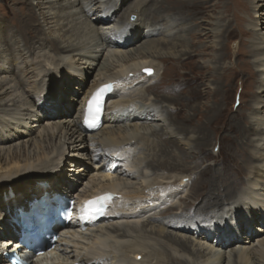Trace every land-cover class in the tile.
I'll list each match as a JSON object with an SVG mask.
<instances>
[{
	"label": "bare ground",
	"instance_id": "bare-ground-1",
	"mask_svg": "<svg viewBox=\"0 0 264 264\" xmlns=\"http://www.w3.org/2000/svg\"><path fill=\"white\" fill-rule=\"evenodd\" d=\"M35 1H37V3H34ZM130 1L131 0H11L13 4L21 3L25 6L27 5L28 9L25 10L22 7V9L15 11L12 15L11 13L8 14L10 15L9 17H12V24L17 29L13 35H7L6 26L0 23V62L5 64L13 53H18L20 59L25 57L24 60L27 66L23 72L26 76L23 74V77L25 76L26 81L32 77H29L31 73L33 75L34 73L36 74V71L38 72V67L36 65L28 63L31 57L30 55H34L36 50H51L59 59V62L63 64L65 62L69 63V61L77 60V62L82 63L85 68H83V70L76 69V66H74L76 68H71L81 75L85 74L90 76V74L96 73L94 76L95 79L90 87H88L84 93L82 92L83 97L81 96L82 98L79 97L75 100L77 103L76 113H72L70 110L66 109L64 97H59V103L65 109L59 112L61 121L58 119L60 121V132H65V136L62 137L63 139L59 140V151H62L67 143H70V146L68 145L69 150L77 149V152L80 154L89 156L90 158L97 157V159H99L98 165L96 166L97 168L95 167V172L98 169L103 171L104 165L108 171L106 174H101L99 172L100 175H96L94 172L90 180H92V183L97 181V186L95 192L89 194H104L103 196L105 197L108 195H116L118 196V201L120 196L117 195V193H120L124 182L122 184V179L112 177L111 174L113 169H116L121 176L129 177L130 179L133 177L138 179L140 175L138 176L137 172H127L121 169L117 170L115 166L117 162H121V159H125V162L130 161V169L137 170L138 164L134 163L133 160L136 159L137 154L142 152H152L156 153V157L157 155L159 156L157 161H140V166H143L146 170L150 169L154 174L160 171L167 173L180 172L183 174L182 178L187 177L184 175L191 172L194 168L197 169V161L201 160L200 156L203 154L201 151L202 148L210 146L211 144L213 146L215 134L224 130L233 131L235 137L240 140L237 149L235 148L234 151L237 152V154L241 151L246 153L244 158L237 155L239 159L235 166H237L239 162L244 164H242L240 169H244L245 172L248 173L247 176H250L251 180L249 179L248 184L251 186V190L253 187L263 185L264 170L260 167L264 166V120L259 123L257 122L259 116H261L258 107L262 104L256 101L254 105L252 104L253 106L249 107V114L246 116L244 114H238V117H241L239 121L236 117H234V119H226L228 107H222L221 104L222 100L223 102L225 100V98L223 99L221 97L230 90L229 87L234 85L235 79L240 75L235 66L226 68L222 70V72L217 69V71L215 70L212 74V78L221 83V86H219L220 88L209 93L210 96L214 98L212 99L214 101L213 106L205 108L200 106L199 103L204 99L205 95L201 94L198 89L186 96L190 100H196L197 104H184L185 108L187 107L190 111L188 110L189 114L184 116L183 122L181 119V123L176 121L178 115L174 116L170 111L174 109H171V107L174 106L176 102L180 101L179 98L154 94L153 82L145 88V91H142L147 83L158 79L160 66H162V70H164V67L169 65V68H166H168L173 75H176L177 69L181 68L184 70V68H186L187 74L182 77L180 76L179 79H188L186 77V75H188L195 78L198 84L205 82V74L207 71L204 70L203 66H199L196 61L197 57L202 55L203 51L197 48L202 34L197 30L199 28V19H196V17L201 14L203 7H205L203 0H134L133 3L131 2V4H129ZM150 8H152L151 11H149ZM122 11H124V13L120 15ZM133 18H136L135 21H133ZM190 19L192 21L189 24L184 23V21L189 22L188 20ZM97 23L101 25L98 26ZM214 31H217V33H215L221 46L222 41H228L236 34L234 28L220 21L214 25L212 32ZM127 36L129 39L123 41L122 39H127ZM16 39H19V42L15 45ZM259 45L264 46V42H260L256 39L254 45H252V49L249 51V55L252 58L257 56L255 59L257 68L261 67L258 57L264 58V48L261 50L263 53L258 56ZM225 48L221 47L220 53L217 55V64L225 62L230 58L228 52H225ZM104 49L117 50L114 51L117 54L115 55V59L121 63V70L117 71L115 74L111 73L114 70L111 69V63L108 58L100 62ZM28 55L29 57H27ZM156 61H159L158 65ZM170 66H172V69H170ZM150 68L157 70L154 76H152L154 71L152 74L145 72V70ZM64 69L66 70L69 68L63 67V70ZM3 70L6 71L5 69ZM41 73H43V70L40 71L39 69L37 75L40 76ZM130 73H135L136 76L135 78L133 76L134 79L129 77ZM261 74L262 71H259L257 77ZM14 78L18 88H22L26 84L20 76ZM64 78L67 79L63 85H69L68 82L70 83L72 78L69 77V79L68 76ZM172 78L175 80V76H172ZM6 81L5 79V82ZM5 82L3 83L0 81V120H6V122H3L7 124L6 129L8 128L9 134L14 130L16 132L19 131L17 139H22L24 138V134L30 135V133L25 131L24 127L33 119V121H35L37 118H43V115H35L31 110L24 109L19 103L12 102V105H9L11 101L6 103V100L8 98L10 99L13 95L9 94L11 90V88H9L10 83L8 82L5 84ZM108 82H114L116 84V93H114L111 98L115 96L117 99L109 102L111 106L108 107L106 113L107 122L104 128L95 134L88 136L83 135L80 117L84 111L86 98L92 90ZM76 83V80L73 81L72 86H76ZM165 84L166 90H171V93L174 92L172 86L168 83ZM186 84L188 85L187 82ZM40 86H42V82H37L34 86L35 91ZM180 86L182 85L180 84ZM126 87L132 89L133 92L131 94H125ZM158 87H160V85ZM263 87L264 86H262L261 90ZM76 88L77 87H75V89ZM71 90L72 87L69 91L71 92ZM183 92L185 93V91ZM135 93L140 95V99H142L144 103L138 102L132 97V94ZM153 95L154 99H152ZM30 100L32 99H29V104L31 103ZM123 105H129L130 107L125 108ZM203 119L206 120L204 124L195 125L196 120L203 121ZM39 120L40 119H38V121ZM249 120H253L258 124L250 126ZM162 122H164L163 125H160ZM141 130H143V132H141ZM165 136H169V140H165L167 142L163 139ZM174 137L177 140L175 139L173 141L172 139H174ZM53 140L54 136L49 135L43 137L40 135L38 138L22 143L20 149L16 147L12 151L10 148L5 153L0 149V182L5 179L18 181L24 177L22 175L23 173L27 176L33 174V171L37 170L35 165L36 162L38 165H45L44 169L54 167L55 165H52L55 163L54 160H48L49 162H46L42 156H37L36 162L32 159V153L37 154L35 151L43 150L44 144L51 145ZM155 140L159 141L156 142ZM7 142H9V140H7ZM45 149L42 151V154L45 158L49 159L48 156L46 157ZM60 154V156H62V153ZM115 155H117V157ZM125 155L128 156V158H125ZM183 157L185 160H183ZM118 158L119 160H117ZM189 161L196 162L194 168L187 165ZM260 162H263L262 165H258ZM74 164L75 167L78 165L84 166V164L76 161L73 162V165ZM208 170L209 169H207L206 172L202 171L200 174L202 176L206 175ZM224 170L228 175L232 174V176L239 172V169L235 172H230V169L228 171H226V169ZM60 173V171L58 174L56 173V178L49 184L44 181L45 179L41 181L38 180L37 183L29 188V192L28 190L27 192L17 191L10 196L4 195L0 197V212H5L10 215V219L9 216H7L8 218L6 217L10 221V224L6 222L0 225V259L4 258L2 253L8 250L10 243L15 239V235H13L14 226L12 225L20 222L23 217L20 218L21 215L18 209L24 212H30L31 207H23L25 200L30 201L37 194H40L44 196L47 204H52L54 202L53 195L58 193L60 187L67 192L70 191L71 188H74V186L70 184L71 180L65 182L61 180L62 174ZM201 175L200 180L195 183V192L194 194L192 193L193 200L196 203L200 201L195 207V210L189 209L193 206H188L180 214L172 211L164 214L161 219L151 217L149 222H159L162 228L179 232V234H190L191 232H193V234L196 232L202 233V235L197 236L199 238L203 237L207 242L211 240L210 243L214 244L217 237L222 235V232L227 234L228 229H213L216 228L215 223H211L208 220L215 219L217 213L221 210L224 212L228 211L229 206L232 208L235 205L234 209L237 212L236 208L240 204L238 201L243 198L245 188H243L242 178L239 180L241 182L236 184L235 180H238V178L235 177L232 179L228 177L226 179L227 192L221 195L218 191H212L210 189L212 183H209L208 180L204 181ZM141 178L144 179V176L141 175ZM146 179L145 181H147ZM1 187L2 186H0V188ZM183 187H186V185ZM205 187L207 191L201 192L202 188ZM20 193L21 195L18 196ZM162 193L164 194L162 196L160 195L161 198L167 196L168 199H171L177 196V193L173 191L167 192L163 190ZM31 195L33 196L31 197ZM125 195L126 198H128L127 195L129 198H134V195H129L128 192L125 193ZM30 197L31 199H29ZM247 198L251 199L248 193ZM151 199L152 198H150V200ZM150 200H148V204H151L150 206L154 205V201ZM109 204H114V201ZM115 205L112 211L113 215L117 218H109L107 212L106 216L98 223L99 226L105 222L127 220L125 218L135 217V213L133 216L131 215L128 217L127 215L115 214L114 211L117 210L115 209ZM249 208L251 209V206H249ZM252 209V214L240 224V228L229 229L228 233H237L236 230L242 233V229L245 225L251 228L254 225V220H256L257 217H261L260 213L256 212L254 208ZM196 216H200V218ZM189 218L194 219L193 222L196 223L195 232L190 230L192 228L190 225L187 226L186 220ZM204 222L206 229L211 227L213 230L208 231V233L204 228L198 231L197 227H202ZM98 225H96V227H98ZM149 225L151 224L149 223ZM78 227L79 224L74 223L68 228L76 230ZM70 229L64 228L66 232L71 231ZM101 229H104V227H101ZM94 230L95 229L89 230L83 236V239H87L89 232H91V234H96L99 244L96 250L87 252L84 255L78 254L79 256H77L74 255L75 253L72 250H68V246L60 244L55 246L56 251L59 253L58 257L68 262L79 260L82 264H151L152 261L156 259H158L160 263L164 261L163 257L157 253H148L144 248V243H137L133 247H130V249H128L129 255H121L119 258L113 257L110 259L103 253V248L108 246L109 236L98 235L99 231ZM110 231L109 233L116 235L115 239L118 241L117 244L121 247L123 245L120 243H125L124 241L129 239V234L126 231H120L116 227H112ZM213 232L215 234L214 236L212 235ZM248 232L247 230V233ZM247 233L242 234V238H244V236H248L252 239L256 237L253 231H250V235H247ZM160 234L161 241L176 246L178 250L188 253L193 259L198 261L204 260L207 264H225L224 260H226V254L222 256L220 251L214 253L213 248L210 247L203 251L201 242L195 245V242L191 238L185 241L182 237L180 238L179 236L178 238V236L174 235L172 232H167V234L164 235V231H161ZM150 235H152V232ZM71 236L75 238L74 234H71ZM239 237L240 236L235 235L233 239L230 237L227 240H220L217 244L220 248L222 247V249L233 247L241 243V238ZM157 239L159 240V238ZM71 242H74V240H71ZM244 243L245 242H243V244ZM125 246L126 245H124V247ZM195 248H197V250H195ZM232 251L235 264H256L257 262L255 263L253 261V256L257 254L260 257L259 262H263L264 241L260 242V248L254 252L245 247L242 248V246L238 250L235 248ZM129 256L134 259L129 258ZM229 259H231V255L228 257V260ZM111 260H116V262H112ZM171 264H186V262L173 260Z\"/></svg>",
	"mask_w": 264,
	"mask_h": 264
},
{
	"label": "rangeland",
	"instance_id": "rangeland-1",
	"mask_svg": "<svg viewBox=\"0 0 264 264\" xmlns=\"http://www.w3.org/2000/svg\"><path fill=\"white\" fill-rule=\"evenodd\" d=\"M133 3L134 0H131L129 4ZM34 3H37L35 1ZM203 4L205 7H203L201 14L196 17V19H199L198 24V31L202 34L201 40H199L198 49L203 50L202 55H199L196 59L199 66H203L204 70L207 71L205 74V82L204 83H197V80L193 78L192 76L186 75L188 79H182L179 77L184 76L187 74L186 68L184 70L177 69L176 75L168 69L169 65L164 67V70H162V66H160V70L158 71L159 77L158 79H155L154 81H150L147 83L146 86L143 87L142 91H145V88L152 84L153 82V88H154V94H159L162 96H170L174 98H179L180 101L176 102L174 106L171 107L170 110L172 115H178L176 118V121L181 123V119L183 122L184 116L189 114V109L185 106V103H189L192 105L197 104L196 100L194 99H188L186 96H188L192 91H195L198 89L201 94H204V99L201 100L199 103L202 107H211L214 105V99L212 96H210V92L215 91V89L220 88L221 83L217 82L212 78V74L220 70L230 68V67H236L237 71L239 72V76L235 79L234 85H231L229 88L230 90L224 94L223 97L225 98L224 102L222 100V107H228V111L226 113V119L236 117V119L241 120V117H238V114H244L245 116L249 114V107L253 106L255 102L259 101L262 105L258 107L259 113L261 116L258 118V123L262 122L264 120V87L261 90L262 86H264V58L258 57V60L260 61L259 65L260 68H257L255 64V58H252L249 55V51L252 49V45H254V42L256 39H258L260 42H264V0H203ZM22 7L27 10L28 6L18 3L13 4L11 0H0V23L6 26L7 35H13L17 29L12 24V17H9V13H14L15 11H19L22 9ZM152 8L149 9L151 11ZM226 11V12H224ZM26 12V11H25ZM261 12V14H260ZM124 11L120 12V15H122ZM104 16V15H103ZM120 17V16H119ZM116 19V18H115ZM118 19V18H117ZM136 18H133V21H135ZM114 20V19H113ZM189 22H185V24H189L192 20H188ZM227 23L230 25L231 28H234L236 31V34L231 37L228 41L224 40L222 41V46L219 43V39L216 35L217 31L212 32L214 29V25L218 22ZM111 22V21H110ZM97 25H101L100 23H97ZM187 27V26H186ZM163 28V27H162ZM197 28V27H196ZM216 32V33H215ZM129 37L127 36V39H122L123 41H127ZM15 45L18 44L19 39H16ZM221 47H226L225 52L227 51L229 54V59H227L225 62H222L220 64H217V55H219ZM261 47V48H260ZM264 48L263 45L258 46V56L263 53L261 51ZM208 49V50H207ZM114 51L117 50H103L102 51V62L104 59L110 60L111 69L114 70L111 72L112 74L116 73L117 71L121 70V63L115 59V55H117ZM120 51V50H119ZM127 51V50H123ZM34 52V51H33ZM31 57L28 60V63H32L38 67V72L36 71V74L34 73L29 76L31 77L27 81L25 80L26 74H24V70L26 68L25 64V57L20 59V56L15 53L12 54L11 57H9L8 61L4 63L0 62V81L3 83L5 82V79L7 80L5 84L8 82L10 83L9 88L11 90L9 91L10 95H13L10 99L8 98L6 100V103L11 101L9 105H12L14 102L19 103L24 109H29L31 112L35 115L42 114L43 118H37L35 121L29 122V124L24 127L25 131L28 134H24L22 139H17L18 132L15 130L9 134L8 128L6 129L7 124L6 120H0V149L3 153L7 152L10 148L13 151L16 147L19 149L22 146V143L28 142L30 140H33L35 138H38L40 135L43 137L47 136H54L53 143L51 145L44 144L43 150L35 151L37 154L32 153L33 161L36 162L37 156H42V158L46 161H55L52 165H55L52 168L44 169L45 165H38L36 162V171H33V174H29L28 176L23 173L24 176L18 181H10L9 179H5L2 182H0V197L4 195H12L14 192L24 191L28 192L30 191L29 188L33 186L35 183H37L38 180L45 179L47 184L52 182L56 177V173L60 171L62 174L61 180L62 181H70V184L74 186V188H71L70 191H66L59 188L60 192H63L64 195L68 194L69 196L73 194L76 195H85L89 194L91 192H95L97 181H94L92 183V180L90 178L94 174L96 170L97 163L99 162V159L96 158H90L89 156L83 155L78 153L77 149H71L69 150V144L67 143L62 151H59V140L63 139L62 137L65 136V132H60L59 130V122L61 121V115L59 112L64 107L60 105L59 103V97L63 96L65 101L66 109L70 110L72 113H76L77 103L75 100H77L79 97H83V93L95 79V72L93 74L85 75V74H79V72L73 70V68L76 69H82L85 68L82 63H79L76 61H69V63H61L59 62V59L55 56V54L51 50H36L34 55H30ZM29 57V55L27 56ZM115 59V61H114ZM57 60V61H56ZM8 63V64H6ZM157 65L159 64V61H156ZM222 64V65H221ZM80 65V66H79ZM76 66V67H74ZM63 67H67L69 69H64ZM73 67V68H71ZM79 67V68H78ZM207 70H206V69ZM5 69L6 71H4ZM40 71L43 70V73L38 76L37 74ZM170 69H172V66H170ZM85 70V69H84ZM150 70L154 71V76L157 73V70L150 68ZM259 71H262V74L257 77V74ZM66 72V74H65ZM77 73V75H76ZM23 74L25 75L23 77ZM68 74V75H67ZM143 74V73H142ZM20 76L26 84L22 88H18L16 86V80L14 77ZM75 75V76H73ZM71 77L72 81L69 85H63L65 83V80L67 78L64 77ZM135 73H130L129 77L134 79ZM172 76H175V80H173ZM86 78V79H85ZM164 78V79H163ZM255 78V79H254ZM70 79V78H69ZM76 80V86H72L73 81ZM164 80V81H163ZM172 80V81H170ZM42 82V86H40L38 89H34V86L36 83ZM164 82V83H163ZM188 83V85L186 84ZM162 83V85H161ZM168 83L172 88L174 89V92L171 93V90H166V84ZM180 84L182 86H180ZM160 85V87H158ZM70 86V87H69ZM79 86V87H78ZM156 86V87H155ZM72 87L71 92L69 91ZM75 87H77L75 89ZM151 87V88H152ZM225 87V82H224ZM129 87L125 88V94H131L133 91L132 89H128ZM34 89V90H33ZM157 89V90H156ZM164 89V90H162ZM41 90V91H40ZM129 90V91H128ZM185 91V93L183 92ZM83 92V93H82ZM184 93V94H183ZM147 94V93H146ZM145 94V95H146ZM148 96V94H147ZM55 97V98H54ZM81 97V98H82ZM132 97L138 102H143L142 99H140V95L138 93L132 94ZM151 97V96H150ZM183 98V99H182ZM220 98V99H221ZM29 99L31 101V105L29 104ZM114 99H117L116 97ZM154 99V95L153 98ZM190 100V101H189ZM13 102V103H12ZM144 103V102H143ZM253 104V105H252ZM190 105V106H192ZM225 105V106H224ZM125 108H129V105H123ZM49 107V108H48ZM177 108V109H176ZM12 109V108H11ZM247 109V110H246ZM189 110V111H188ZM244 111V112H243ZM10 112V111H9ZM179 113V114H178ZM181 113V114H180ZM241 116V115H240ZM181 117V118H180ZM38 119H40L38 121ZM60 121H59V120ZM179 119V120H178ZM8 122V121H7ZM206 122L205 119L203 121L196 120L195 125H201ZM250 126L256 125L255 121H251ZM164 122L160 123V125H163ZM141 125V124H140ZM45 128V129H44ZM251 128V127H250ZM251 130V129H248ZM3 132V133H2ZM61 134H60V133ZM143 132V130H141ZM42 133V134H40ZM226 133V134H225ZM231 134V135H230ZM11 135V136H10ZM83 135L88 136V134L83 132ZM10 136V137H9ZM223 138V139H222ZM164 141L169 140V136L163 137ZM176 138L172 139L173 141ZM222 139V140H221ZM9 140V142H7ZM177 140V139H176ZM219 140V141H218ZM158 142L159 140H155ZM165 141V142H167ZM240 140L235 137L234 132L232 131H221L218 134H215L213 146L212 144L210 146L202 148V155L201 160L198 162L197 169L195 167V161H189L187 165L189 167H193L194 169L187 173L182 178L183 174L180 172L178 173H167V172H157L154 174L150 169H145L143 166H140V161H152L158 160L155 156L156 153H140L136 155V159H134V163L138 164V168L136 169H130L131 164L128 162H125V159H121V162H117V165L115 166L118 169L126 170L127 172H134L138 173L139 178L135 179L133 178H127L124 176H121L118 174L116 169H113L112 177L122 179L124 182L123 187L120 190L119 195L120 199L116 203L115 214H122L128 216H133L135 213L134 218H125L127 220H114L110 222H105L104 224L96 227L94 231H99L98 235H104L109 236V243L107 244L104 249V252L110 259L113 257H118L121 255H129L128 249L130 247H133L137 243H144L145 249L148 253H157L161 257H163L162 262L160 263L158 259L152 261L151 264H171L173 263V260H180L186 262V264H207L204 260L198 261L196 259H193L192 256L188 255V253L182 252L176 248V246H173L169 244L168 242L161 241L160 239V232L164 231V235L167 234V232H172L174 235H177L178 238L182 237L183 240L192 239L195 242V245H198V242L202 243V250L213 248V252L220 251L222 256L224 254L226 260H224L225 264H235L234 258H233V249L236 248L238 250L241 246L242 248L245 247L246 249L252 250V252L258 250L260 248V242L264 241V183L263 185L253 187L251 190V186H249L248 181L251 180L250 176H247V172H245L244 169H240L242 167V162H239L237 166H235L238 162V156L241 158H244L246 153L235 152L234 149L238 147V142ZM69 145V146H68ZM264 147V146H263ZM46 148V149H45ZM46 153V157L48 156L49 159L45 158L42 154V151ZM172 151V150H171ZM62 153V156H60ZM240 154V155H239ZM238 155V156H237ZM242 155V156H241ZM117 157V155H115ZM88 157V158H87ZM125 158H128V156L125 155ZM231 158V159H230ZM64 159V160H63ZM49 160V161H48ZM119 160V158L117 159ZM125 160V161H124ZM183 160L185 158L183 157ZM80 162L84 164V166H76L73 165V162ZM234 161V162H233ZM62 163V164H61ZM263 162L258 163L262 165ZM61 164V165H59ZM128 164V165H127ZM50 165V164H49ZM127 165V166H126ZM244 165V164H243ZM38 166V167H37ZM58 166V167H57ZM57 167V168H56ZM96 167V168H95ZM60 168V169H59ZM262 170H264V166L260 167ZM208 170L206 175H201L200 173L202 171L206 172ZM228 171L230 169V172L238 171L234 176L232 174L228 175L225 170ZM94 170V171H93ZM149 170V171H148ZM105 171V172H104ZM106 174L108 171L104 168L102 170H97L95 173L96 175L100 173ZM172 174V175H171ZM181 174V175H180ZM141 175L144 176V179L141 178ZM200 175L202 176L203 180H208L211 184L210 189L212 191H218L221 195L223 193L227 192L226 187V179L228 177L234 179L235 177L238 178V180H235L236 184H239V180L242 178L243 188H245V193L243 195V198L239 200L240 203L235 211V205L231 208L228 207V211H220L217 213L216 218L212 220H208L211 223H215L216 230H227V234L225 232H222V235L218 236L214 244H211L210 241H205L203 237L199 238L197 235H202V233H194L191 232L190 234L187 233H180L175 232L172 230H167L165 228H162L159 225V222H149L150 218L155 217L158 219H161L164 214H167L169 212H175L177 214H180L186 207H190L189 209L195 210V207L200 203L195 202L193 200V194L195 192L194 186L200 180ZM171 176V177H170ZM147 177V179H146ZM171 178V179H169ZM97 179V178H96ZM145 179L147 181H145ZM247 180V181H246ZM146 182V183H145ZM96 183V184H95ZM99 183V181H98ZM186 185V187H183ZM247 185V186H246ZM181 187V188H180ZM247 187V188H246ZM126 189V190H125ZM184 189V190H183ZM167 192H176L177 196L176 198L168 199L167 196H161L164 194L162 191ZM248 190V191H247ZM201 191V190H200ZM207 191V188H202L201 192ZM252 191V192H251ZM129 195H134V198H126L125 193ZM130 192V193H129ZM66 193V194H65ZM193 193V194H192ZM247 193L250 198H247ZM28 194V193H27ZM122 194V195H120ZM21 193L18 195L20 196ZM161 195V196H160ZM33 195H31L32 197ZM31 197L29 199H31ZM167 197V198H165ZM150 198H152L150 200ZM25 200V199H24ZM148 200L154 201V205L150 206L151 204H148ZM29 201H24V206L27 207ZM196 205L194 206V204ZM124 205V206H123ZM251 206V209L249 208ZM137 208V209H135ZM254 208L256 212L260 213L261 217H257L256 220H254V225L250 228V226L245 225V227L242 229V233L238 230L237 233H228L229 229H239L240 224L246 220L253 212ZM170 209V210H169ZM188 209V208H187ZM225 209V208H224ZM15 210V209H14ZM169 210V211H168ZM1 211V209H0ZM141 212V213H140ZM193 212V211H191ZM131 213V214H130ZM137 213V214H136ZM205 213V212H203ZM10 219V215L5 212H0V225L3 223H6L8 221V217ZM7 217V218H6ZM199 217L200 216H196ZM194 217V218H196ZM114 218H117L114 216ZM194 219L189 218L186 220L187 226L190 225L192 228L191 231L195 232L196 223L193 222ZM241 220V221H239ZM149 223L151 225H149ZM205 222L203 223L202 227H197L198 231H200L204 228L205 231H212L213 229L211 227H208L206 229V226H204ZM226 225V226H225ZM11 226V225H10ZM118 228L120 231H126L129 234V239L127 241H124L125 243H120L123 245L122 247L117 244L116 235L111 234V228L112 227ZM12 227V226H11ZM101 227H104V229H101ZM226 227V228H225ZM164 229V230H163ZM247 230L249 231L247 233ZM234 231V230H232ZM250 231H253L255 233V238H249L248 236H244L242 238V234L247 233V235H250ZM152 232V235L150 233ZM112 236H111V235ZM196 234V235H195ZM115 235V236H114ZM186 235V236H185ZM215 235L214 232L212 234ZM235 235L240 236L241 243L236 246H231L229 248H220V246L217 244L220 240H227L230 237H235ZM193 236V237H192ZM195 237V238H194ZM253 237V236H252ZM112 238V239H111ZM159 238V240L157 239ZM198 238V239H197ZM211 238V237H210ZM223 238V239H222ZM249 238V239H247ZM77 239L74 240V244H72L73 249L72 250L75 254L79 253L78 251H81V253H87L90 251H94L99 247L96 234H91L89 232L87 239H83V236H77ZM201 239V240H200ZM219 239V240H218ZM247 241V242H246ZM77 242V243H76ZM116 242V243H115ZM243 242H245L243 244ZM77 245H76V244ZM146 243V244H145ZM163 243V244H162ZM124 245H126L125 248ZM227 246V245H226ZM123 248V249H122ZM125 248V249H124ZM219 248V250H218ZM227 249V250H226ZM197 250V248H195ZM159 251V252H158ZM161 252V253H160ZM232 252V253H231ZM164 254V255H163ZM231 255V259L228 260V257ZM132 256V255H130ZM134 259L133 257H130ZM165 256V257H164ZM253 261L256 264H264L263 262H259V255H254ZM165 258V259H164ZM166 260V261H165ZM258 260V261H257ZM112 262H116V260H111ZM158 261V262H156ZM0 264H6V260L0 259ZM210 264V263H209Z\"/></svg>",
	"mask_w": 264,
	"mask_h": 264
},
{
	"label": "snow or ice",
	"instance_id": "snow-or-ice-1",
	"mask_svg": "<svg viewBox=\"0 0 264 264\" xmlns=\"http://www.w3.org/2000/svg\"><path fill=\"white\" fill-rule=\"evenodd\" d=\"M149 71V70H146ZM102 91V90H101ZM99 94H97L96 96L93 97L92 101H90L89 103V111H92V106L93 104H95L96 107V111H99V99H98ZM103 211L102 208L101 209H95L92 210L91 208L86 212V216L89 218H94L96 215H102Z\"/></svg>",
	"mask_w": 264,
	"mask_h": 264
},
{
	"label": "water",
	"instance_id": "water-1",
	"mask_svg": "<svg viewBox=\"0 0 264 264\" xmlns=\"http://www.w3.org/2000/svg\"><path fill=\"white\" fill-rule=\"evenodd\" d=\"M148 72H149V73H153V71H152V70H150V69H149V71H148Z\"/></svg>",
	"mask_w": 264,
	"mask_h": 264
}]
</instances>
